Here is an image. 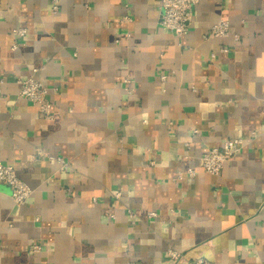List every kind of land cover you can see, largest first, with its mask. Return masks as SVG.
Segmentation results:
<instances>
[{"label": "crops", "instance_id": "1", "mask_svg": "<svg viewBox=\"0 0 264 264\" xmlns=\"http://www.w3.org/2000/svg\"><path fill=\"white\" fill-rule=\"evenodd\" d=\"M57 2L0 0V160L32 187L0 183V264H264V0H201L181 36L162 0ZM36 68L51 117L19 93Z\"/></svg>", "mask_w": 264, "mask_h": 264}, {"label": "built area", "instance_id": "2", "mask_svg": "<svg viewBox=\"0 0 264 264\" xmlns=\"http://www.w3.org/2000/svg\"><path fill=\"white\" fill-rule=\"evenodd\" d=\"M58 0H54L55 4L53 9L58 10ZM201 0H162L161 2V16L160 23L162 26L173 31L175 34L181 36L190 32L194 17L196 5ZM27 33L25 27H14L13 34L15 36L14 48H17L18 41ZM233 34L236 39L240 38L239 33L231 31V24L229 20L221 19L215 22L212 26L208 35H214L219 37H227ZM224 51H229V48L224 46ZM216 53L212 54L215 57ZM38 68L34 70V73L27 77L18 78L20 85L19 93L22 97L30 99L40 105V108L44 115L51 117L53 116V102L48 98V87L46 84L35 76ZM167 74H162L161 79L165 81ZM124 89L129 93L133 91L130 78L126 77L123 81ZM244 138H232L226 140L221 146H215L206 151L201 157L202 167L212 173L219 174L226 162L233 158L238 150L243 146ZM188 174L190 177H195L197 174L196 168L192 167L187 172L180 170L175 176L174 180H181ZM0 183H6L10 185L12 189V195L17 203L25 202L32 193V187L23 180L16 167L13 164H6L0 160ZM120 195V194H118ZM152 216L157 215L155 211L150 213ZM34 251H41L42 245L39 243L33 244ZM169 254L174 259H180L181 254L177 249L170 250ZM51 264V263H41ZM193 264H207L205 258H198L193 261Z\"/></svg>", "mask_w": 264, "mask_h": 264}]
</instances>
